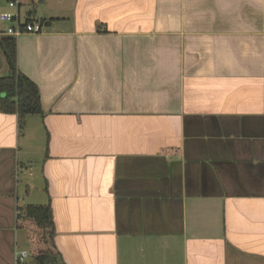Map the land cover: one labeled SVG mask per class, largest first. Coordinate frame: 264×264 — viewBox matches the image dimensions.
Listing matches in <instances>:
<instances>
[{
  "label": "crops",
  "instance_id": "crops-1",
  "mask_svg": "<svg viewBox=\"0 0 264 264\" xmlns=\"http://www.w3.org/2000/svg\"><path fill=\"white\" fill-rule=\"evenodd\" d=\"M18 11L42 25L17 64L44 114L0 110V264L47 249L28 205L51 207L63 264H264V0Z\"/></svg>",
  "mask_w": 264,
  "mask_h": 264
},
{
  "label": "trees",
  "instance_id": "trees-1",
  "mask_svg": "<svg viewBox=\"0 0 264 264\" xmlns=\"http://www.w3.org/2000/svg\"><path fill=\"white\" fill-rule=\"evenodd\" d=\"M0 48L8 67V74L0 77V110L19 117L20 126L28 115H43L38 85L22 74L17 64V39H0ZM24 223L33 228L36 246L46 247L38 252L31 264H63L60 254L54 249V223L49 205H28Z\"/></svg>",
  "mask_w": 264,
  "mask_h": 264
},
{
  "label": "built area",
  "instance_id": "built-area-1",
  "mask_svg": "<svg viewBox=\"0 0 264 264\" xmlns=\"http://www.w3.org/2000/svg\"><path fill=\"white\" fill-rule=\"evenodd\" d=\"M20 0H8V7L14 12H2L0 13V21L11 23L6 35L16 38L24 33L38 34L42 31V25L34 20L22 21L20 13L18 11ZM19 217H23V214ZM31 253L27 250H16L15 252V264H25L30 257Z\"/></svg>",
  "mask_w": 264,
  "mask_h": 264
},
{
  "label": "rangeland",
  "instance_id": "rangeland-1",
  "mask_svg": "<svg viewBox=\"0 0 264 264\" xmlns=\"http://www.w3.org/2000/svg\"><path fill=\"white\" fill-rule=\"evenodd\" d=\"M7 5H8V3H7ZM7 9H8L9 11H11V9H9V8H7ZM6 24L9 25V26H12L11 23L6 22ZM33 118H35L34 120H36L38 117H37V116H33ZM33 123H34V121H33ZM33 123H32V124H33ZM39 247H40V246H39ZM39 247L37 246V247L35 248V251H36V252L40 251V250H39V249H40ZM25 264H30V263H29V259L27 260V262H26Z\"/></svg>",
  "mask_w": 264,
  "mask_h": 264
}]
</instances>
